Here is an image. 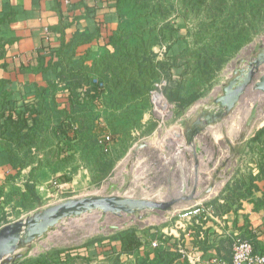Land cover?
Wrapping results in <instances>:
<instances>
[{"label":"crops","instance_id":"obj_1","mask_svg":"<svg viewBox=\"0 0 264 264\" xmlns=\"http://www.w3.org/2000/svg\"><path fill=\"white\" fill-rule=\"evenodd\" d=\"M123 10L119 0H0V187L4 192L10 190L11 185L18 187L15 198L20 211L39 206L52 197L57 188L53 184L57 176L76 171L79 174L98 171L104 164L103 156L108 155L109 159L119 156L125 132L135 138L141 135L166 136L161 127L147 133L151 123L147 94L144 99H128L117 107L115 90L107 87L93 96L90 83L75 85L65 79L68 68L81 66L90 70L95 64L99 67L110 51H115L109 41L123 23ZM180 27V35L159 48V60L172 63L191 48L188 26ZM225 72L222 70L215 78L210 95L217 96V87L229 79ZM99 73L89 75L96 79ZM164 78L165 87L174 89L179 84L185 87L183 60L173 64ZM182 95L189 94L182 91ZM90 103L97 107V127L89 132L82 127L80 132L74 128L73 122L84 125L90 121L86 122L87 117L81 120L74 117L78 108ZM191 104L184 108L176 106L187 113L170 125L172 130L179 128L181 122L184 124L181 128H184L191 121L192 114H198L205 106ZM137 106L143 107L139 125H120L121 118L116 117L120 109L134 107L136 111ZM259 116L257 112L251 126L260 119ZM63 125L69 127L63 128ZM262 126L264 123L261 122L260 128ZM255 132L251 131L249 136L242 132L245 137L237 145V151L241 154L247 152ZM29 135L35 141L25 144ZM18 139L23 141L22 146L18 145ZM40 139L44 141L42 145ZM94 146L102 151L100 163L90 157ZM261 160L260 153L259 160L249 172L257 174ZM77 161L80 164H76ZM257 185V189L241 199L239 206L235 204L219 214L207 216L201 213L180 221V224L175 218L162 222L158 228L151 227L140 238L141 244L132 254L122 252V244L116 238L112 243L86 245L79 251L88 255L96 249V256L103 259L87 264H116L109 261L111 257L119 260L124 257L130 261L128 264H140L145 253L150 256L145 264H214L216 259L231 258L233 239L239 236L254 238L255 251L264 254V202L257 204L264 201V180L257 181ZM0 198H4L3 195ZM223 202L218 199V203ZM25 216V213L17 217L0 213V228ZM155 239L161 241L157 247L152 246ZM157 252L162 253L160 259L156 257ZM22 258L14 264H20Z\"/></svg>","mask_w":264,"mask_h":264},{"label":"rangeland","instance_id":"obj_2","mask_svg":"<svg viewBox=\"0 0 264 264\" xmlns=\"http://www.w3.org/2000/svg\"><path fill=\"white\" fill-rule=\"evenodd\" d=\"M141 1L140 3H142ZM216 1L146 0L147 4H151L150 7L143 6L144 3L141 5L134 1L124 7V19L121 25V32L123 33L122 38L126 41L128 49L131 50L132 54H135L137 51L135 49L138 47L139 49L146 48L148 53L150 51L153 53L154 58V69H149L146 74L143 73L141 75L143 78L140 77L141 79H138V83L140 82L142 86L147 85L150 87L147 93V108L151 112V123H149L150 126L147 133L150 129L153 132L155 129L161 127L163 128V135H172L174 133L170 125L174 124L182 114L187 113L186 110L181 111L177 107H174L173 110H166L164 108H157L155 110L151 102V92L155 90L159 91L160 89L164 90L165 88L163 84L165 74L160 73L162 67L158 59L159 48H163L164 45L167 46L180 35V26H188L186 29H189L188 36L191 38V52L202 54L205 51L203 48H210L213 51L219 52V54H225L227 61L223 64L224 67L222 70H226L225 73L229 75V78L236 60L240 56H252L264 44V21L258 19L254 15V12L250 10L251 6H254V3L261 6L262 0H251V2H246L247 0L245 2L225 0L220 6V8H224V11L221 13L216 12L212 8L213 5H220L221 0ZM225 3L228 6L223 7ZM154 4H160L161 10L154 12ZM232 4H236V17L234 20L231 19L229 13L232 10ZM234 22H236V26L235 28H231L229 25ZM240 28L242 30L239 32ZM223 34H225L226 39L229 38V46L224 51L225 53H222L225 46H222L219 37ZM124 51L126 49L121 50V52ZM139 54L141 55L142 53L138 51L137 55ZM191 56L193 58L194 55ZM124 58L115 60V64L119 65L118 70H120L125 78H129L131 74H134L135 78H139L135 66L131 65L130 60L125 63ZM152 74L154 75L151 78ZM202 79L199 69L195 65H192V71H188L186 74L187 81L183 91L185 94H190L193 91H200L202 94L191 105L206 106L216 96L214 94L210 95L213 90L214 81L211 85H207ZM222 87L223 85L220 88L217 87L218 93H221ZM255 104L257 105L256 113H260V119L251 126L249 124V122H252L250 116ZM127 108L120 109L119 114L116 115L118 119L121 118V123L119 124L124 127H127L128 124L139 125L143 114V107L137 106L136 111L134 107H131V109ZM196 115L197 113L194 112L191 120ZM83 117H87L86 122L90 121L89 124L76 125V122H73L75 124L74 128L80 131L83 127V130L86 132L93 131L97 127L98 117L97 107L94 103H90L83 108H78L77 116L74 118L81 120ZM129 118L131 122L128 121ZM135 120L136 123L134 122ZM261 122L264 123V95L251 91L248 92L243 101L238 103L233 111L225 118L224 123L208 127L203 134L197 137L196 147L198 154L201 155L199 159L202 163L199 168V191L207 187L211 181L212 174L220 166L221 162L233 155L227 139L237 147L241 133L244 132L248 136L251 135V131L260 129ZM183 126L184 124L181 122L179 128ZM123 138L119 149V156L115 155L111 159H109L110 157L108 155L103 156V160H106L110 164V173L106 174L104 178L101 179L100 175L94 176L91 171L86 174H79L76 171L72 172V174L59 175L55 178L57 182L60 184L68 182L63 194L49 197L43 203L39 204V206H30L28 210H24L23 212L17 208L19 205L15 195L16 191L18 192V187L11 185V189L7 192H4L0 187V196L3 195L4 197L2 199L0 198V213L9 216L14 215L16 217L25 213L28 216L37 210L60 201L86 195L117 194L121 196L163 200L172 195L183 193L182 191L185 186L188 190L192 188L194 183L195 161L191 148L186 147L185 150L180 151L173 159L166 160L158 146V140L162 137L152 135L145 137L141 135V137L137 136L135 138L131 137L128 132H125ZM39 141L41 145L44 143L42 139ZM140 143H146L147 145L137 150V146ZM261 148H263V141L256 140L253 142L250 141L246 153L241 154L238 150L236 156L227 165L226 170L229 171L228 177L222 174V180L217 182L215 188L206 196L207 199L198 201V204L201 202L207 205V203L217 199L224 201V197L227 195V183L241 178L242 174H249V170L259 160V151ZM101 152L99 147L94 146L90 152V157L96 161L102 155ZM75 163L80 164L79 161ZM92 164L96 163L92 162ZM112 185H115V187L110 188ZM219 185L221 187L216 189ZM9 195L10 199H8ZM12 201H15L14 205L10 204ZM9 204L10 207H8ZM37 207L40 208L38 209ZM183 207L185 206L179 205L175 209L179 210ZM169 215L170 212L148 210L142 212L141 215L124 214L123 216H117L112 213H103L96 210L92 213L83 214L74 218H67L39 240L35 241L26 250L25 257L22 258L20 264H33V261L37 259L54 260L57 264H86L103 261L100 256H96L97 254L94 252L96 249H93L92 254L90 253L88 255L79 253L81 256H78L75 252L74 255H67L66 259H61L58 252L84 245L112 243L116 236L124 237L128 241L130 234L133 235L132 238L134 239L135 236H142V233L151 227L158 228ZM84 256H87V258H84ZM109 261L116 262V257L109 258ZM119 261L121 264H128L130 262L124 259V257Z\"/></svg>","mask_w":264,"mask_h":264},{"label":"water","instance_id":"obj_3","mask_svg":"<svg viewBox=\"0 0 264 264\" xmlns=\"http://www.w3.org/2000/svg\"><path fill=\"white\" fill-rule=\"evenodd\" d=\"M264 94V44L252 56H240L232 69L229 80L223 85L221 93L213 101L203 106L195 119L188 122L184 128H175L172 135L163 136L158 140L160 152L166 160L176 157L180 151L191 148L195 161L194 183L190 190L185 186L183 193L175 194L163 200L144 197H129L117 194L86 195L69 198L56 204L37 210L36 212L10 222L0 228V264H14L25 256L26 250L32 244L54 229L67 218H74L93 211L112 213L117 216L124 214H139L153 210L168 212L180 204L195 203L204 197L222 180V174L228 177V163L236 156L237 148L227 139L233 155L224 159L212 174L207 187L199 191V168L201 155L197 152L196 139L208 127L222 124L238 103L243 101L248 92ZM257 105L251 111V121L256 117ZM250 124V122H249ZM173 137V138H172ZM245 134L241 133V144ZM140 143L137 150L146 147ZM136 153V151H135ZM115 185L110 186L114 188Z\"/></svg>","mask_w":264,"mask_h":264},{"label":"trees","instance_id":"obj_4","mask_svg":"<svg viewBox=\"0 0 264 264\" xmlns=\"http://www.w3.org/2000/svg\"><path fill=\"white\" fill-rule=\"evenodd\" d=\"M138 2L139 4H143V6L150 7L151 4H147L146 0H119V4L122 5V7H125L126 5H129L131 2ZM140 1L142 3H140ZM193 1V0H190ZM216 1V0H214ZM225 2V0L220 1V5H213L212 8L215 9L216 12H223L224 8H220V6ZM236 2H245V0H236ZM246 2H251V0H247ZM217 3V1H216ZM235 5L232 4V10L230 13L231 19H235ZM228 6V4L225 3L223 7ZM155 11H160L161 10V5L160 4H154ZM251 12H254V15L258 18L264 21V0H262L261 6L259 4H255L254 6H251L250 8ZM219 15V14H218ZM231 28H235L236 22L233 24L229 25ZM245 29H248L246 27H243ZM242 30V28L239 29V32ZM122 27L120 26L119 30L114 32L113 35L110 37L109 44L115 49V51L111 52L106 56L104 61H102L101 65L98 67L96 64L93 66L92 69L86 70L85 68L79 66L76 69L75 68H68L66 72L65 79L75 85H79L83 82L85 83H90L94 94L93 96L100 94L103 92L105 88L112 89V91H116L117 94V99L115 100V105L117 107H121L124 105V103L128 100L131 99L133 100L134 98L138 99H144L146 94L148 93V90H150L149 86H142L140 82L138 83V79L143 78L141 75L146 74L149 69H154V58H153V53L150 51L146 50V48H140L139 47L135 50L136 53L132 54L131 50L128 49L126 41L122 38ZM220 37V41L222 46H225L223 48V52L227 50L229 44H228V39L225 38V34H223ZM175 40V39H174ZM226 41V42H225ZM122 49H126V51L121 52ZM205 50L202 54H198L191 52L190 48L186 49V51L180 55L179 57H176L173 62L171 63L170 60H159L160 66L162 67L160 73H164L165 76L168 74V70L170 67L174 64H177L179 60H183V64L185 65V73L187 74L188 71H192V65H195L196 68L199 69L200 76L202 75V81L207 84L211 85L213 81L215 80L216 76L218 73L223 69L224 63L227 61V57H225V54H219V52L213 51L210 48H203ZM141 52L142 54L137 55V53ZM118 53V56H117ZM123 54V55H121ZM191 55H194L193 58ZM224 55V56H223ZM125 56V58H124ZM122 58L125 59L126 61L130 60L131 65L135 66V70L137 72V76L139 78H135L134 74H131L129 78H125L124 75L120 72L119 65L115 64V60H121ZM195 61V62H194ZM123 63V61H122ZM93 70V71H92ZM100 72L99 77L94 79L95 77H92L89 75L91 72ZM148 74V73H147ZM154 74L151 75V78ZM150 76V74H149ZM123 77V78H122ZM141 77V78H140ZM125 78V79H124ZM121 88V89H119ZM185 87L183 85L179 84L176 88L172 89L169 87L164 88V92L166 94V97L169 101L176 103V106H179L180 108H184L196 99L202 94L200 91H193L191 92L188 96H183L182 91ZM75 115V113H74ZM77 116V112H76ZM112 122V121H111ZM63 128H68L69 125L62 126ZM81 132V131H80ZM27 136V135H26ZM32 135H29L28 137L30 138L28 142L26 143H33L35 141L32 137ZM256 140H262L263 141V148L260 149V153L262 155V160L258 163L259 165V172L257 174H254L253 172H249L248 175H243L241 178L235 179L231 183H227L226 186V193L227 195L224 197V202L223 203H218L217 200H213L210 203H207L209 205H212L214 208V212L216 214H219L221 212H224L228 209H230L233 205L237 204L238 206L240 205L241 199L245 198L246 195L250 194L253 189H257V181H262L264 180V126H262L260 129H258L254 136L251 138L250 141H256ZM18 145L24 144L21 139L17 140ZM100 160V157L96 159L98 162ZM100 163V162H98ZM104 163V164H103ZM103 165L99 166L98 171H93L92 174L94 176L100 175V178H104L106 174L110 173V164L109 162H106V160L103 161ZM264 201H260L257 204L263 203ZM145 232V231H144ZM142 233V236L137 237L135 236L134 239L132 238L133 235H129V240L127 241L124 237L121 236H116V239H119L121 244H122V252L132 254L136 249L140 246L141 241L140 238L143 237L145 233ZM251 241L254 245V248H257L256 246V241L254 238H245ZM86 246V245H84ZM84 246H79L77 248H71V249H66V250H60L58 253L60 255L61 259H66L67 255H74L75 252L78 254V256H81L79 253V249L84 247ZM157 258H161L162 253L157 252L156 253ZM149 253H145L144 256L140 259V264H145L149 260ZM84 258H87V256H84ZM114 263H119V258H116V262ZM17 264V263H16ZM33 264H57L54 262V260L45 259V260H34ZM87 264V263H86Z\"/></svg>","mask_w":264,"mask_h":264},{"label":"built area","instance_id":"obj_5","mask_svg":"<svg viewBox=\"0 0 264 264\" xmlns=\"http://www.w3.org/2000/svg\"><path fill=\"white\" fill-rule=\"evenodd\" d=\"M163 84L166 85L165 82ZM151 102L153 103L155 110H157V108L173 110L174 107H176V103L169 101L162 89L151 92ZM53 184L57 186V188L52 192L53 196L63 194L64 189H66L65 186L55 180ZM174 209L172 211H168L170 212V215L163 222L177 218L176 222L180 224V221H184L193 216H198L201 213H205L207 216L214 215L215 213L212 205H204L202 203L190 204L179 210ZM139 215H141V213H139ZM160 244L161 241L159 239H155L152 242L153 247H157ZM214 264H264V254L256 252L251 241L237 236L233 239L231 258L229 260L216 259L214 260Z\"/></svg>","mask_w":264,"mask_h":264},{"label":"bare ground","instance_id":"obj_6","mask_svg":"<svg viewBox=\"0 0 264 264\" xmlns=\"http://www.w3.org/2000/svg\"><path fill=\"white\" fill-rule=\"evenodd\" d=\"M194 178H195V177H193V181H194ZM211 179H212V177H211ZM192 183H193V182H192ZM219 187H221V185H219L218 187H216V189H218ZM214 188H215V187H214ZM214 188H213V189H214ZM213 189H212V190H213ZM212 190H211V191H212ZM211 191H210V192H211ZM210 192H209V193H210ZM215 192H216V191H215ZM209 193H208V194H209ZM208 194H207V195H208ZM207 195H206V196H207ZM206 196H205L204 198H206ZM196 202H197V201H196ZM196 202H195V203H196ZM190 204H193V203H190ZM190 204H180V205H184L185 207H187V206L190 205ZM186 205H187V206H186ZM178 206H179V205H178ZM178 206H176V207H178ZM183 208H184V207H183ZM86 214H87V213H86Z\"/></svg>","mask_w":264,"mask_h":264}]
</instances>
